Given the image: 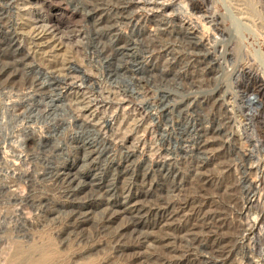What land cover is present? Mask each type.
<instances>
[{
	"label": "rangeland",
	"instance_id": "rangeland-1",
	"mask_svg": "<svg viewBox=\"0 0 264 264\" xmlns=\"http://www.w3.org/2000/svg\"><path fill=\"white\" fill-rule=\"evenodd\" d=\"M181 1L0 0V264L33 246L54 264H221L205 215L180 213L209 187L191 159L202 139L237 144L239 177L259 185L243 216L239 186L234 264H264V96L249 76L264 80V0Z\"/></svg>",
	"mask_w": 264,
	"mask_h": 264
},
{
	"label": "bare ground",
	"instance_id": "bare-ground-1",
	"mask_svg": "<svg viewBox=\"0 0 264 264\" xmlns=\"http://www.w3.org/2000/svg\"><path fill=\"white\" fill-rule=\"evenodd\" d=\"M203 8L204 7H202V9ZM50 22L58 25V22L55 16H51ZM206 25H202L201 27L204 32H205L204 30L205 27H207ZM249 76H253L252 77L254 80L253 84L255 86L254 89L256 90L258 94L261 95V97H263L264 96L263 78L259 75H255V74L251 75V72ZM31 85H32V82H31ZM216 140L217 139H202L195 146V149L193 151L194 156L192 155L191 159L194 161L197 160V162L199 163V168L202 172L201 176L203 177V181L205 180L204 181L205 184L207 183L208 184L207 186L209 187L206 193L202 192L204 193L203 195H196L193 197H189L187 201L184 202L183 208L180 210V213H185L186 211H189L190 209H193L190 211H195L197 213V216H200V214L203 213V215H205V217L207 218V222L204 224L205 225L204 228H205V233H206L205 242L207 243V246L209 249V255L214 256V258L220 260L221 264H234V257L239 255V208H241L239 207V189H241L239 188V186H242L245 183H248L249 185L248 187L246 186L247 189L245 190V193L242 192L245 194L244 205L242 208V212L240 214L242 216L248 211V209L252 205L259 204L261 202V198L259 197L261 196V193L259 196H257V194L259 193H255V191L257 190V188H259V185H255L252 182H250L247 175L244 177H239V157H241L242 154L239 156L241 152L239 153V147L237 146V144L234 146H231L227 143H224L225 141L224 139L221 141H216ZM218 145L223 147L224 150L221 153H218L217 155L216 154L212 155L211 153L216 150L215 147ZM252 146H253V143H252ZM208 154H211V155L207 157ZM199 155H205L206 157L203 159L201 158L202 160H199L198 158H196ZM170 166H171V163H170ZM206 172H210L213 174H220L222 175V178L219 181V183H217L211 180V178L210 179L204 178V174ZM176 176L179 177V172H177ZM221 198L222 199L226 198V201L222 200L223 202H220ZM197 204L202 205V206L197 209L192 208ZM173 207H174V204L167 205V209H172ZM119 208L122 210L123 213H127L125 207L123 208L119 206ZM135 209L139 211V209L136 206L132 208V210H135ZM170 216L175 217L176 214L170 213ZM220 234H223L225 236L230 235V237L228 239H224L220 237ZM61 242L63 244L67 243L66 241L65 242L61 241ZM223 244H225V247H222ZM216 246H218V248ZM73 253L74 255L71 256L72 258L70 257L71 262H69L70 261L69 259L68 262L66 261L67 263H63V264H93L92 260H88L86 262L85 261L77 262V260L90 259L91 254L88 253L89 255L87 256H83V254H79L78 256L77 254L75 255V252ZM62 256H63V253H62ZM15 257H16L15 264H54V261H52V257H53L52 253L41 250L39 249V247L37 248L36 246H33L32 248H28V249L19 250ZM195 260H197V258Z\"/></svg>",
	"mask_w": 264,
	"mask_h": 264
}]
</instances>
